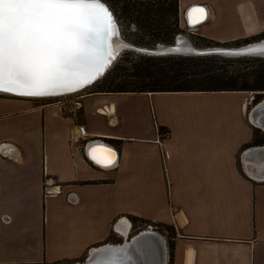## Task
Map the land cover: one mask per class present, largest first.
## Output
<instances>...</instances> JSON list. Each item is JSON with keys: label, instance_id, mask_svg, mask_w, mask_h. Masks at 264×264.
Returning a JSON list of instances; mask_svg holds the SVG:
<instances>
[{"label": "crops", "instance_id": "obj_1", "mask_svg": "<svg viewBox=\"0 0 264 264\" xmlns=\"http://www.w3.org/2000/svg\"><path fill=\"white\" fill-rule=\"evenodd\" d=\"M215 1L201 35L246 38L249 17L264 30V0ZM252 98L93 90L71 117L0 95V264L78 263L125 218L171 227V264H264V144L251 150ZM74 124L88 133L83 150L69 143ZM105 150L115 153L108 166L92 159L106 163Z\"/></svg>", "mask_w": 264, "mask_h": 264}, {"label": "snow or ice", "instance_id": "obj_2", "mask_svg": "<svg viewBox=\"0 0 264 264\" xmlns=\"http://www.w3.org/2000/svg\"><path fill=\"white\" fill-rule=\"evenodd\" d=\"M106 32L116 24L103 0H0V93L39 97L92 82L107 66L99 51ZM114 156L92 159L108 166Z\"/></svg>", "mask_w": 264, "mask_h": 264}, {"label": "trees", "instance_id": "obj_3", "mask_svg": "<svg viewBox=\"0 0 264 264\" xmlns=\"http://www.w3.org/2000/svg\"><path fill=\"white\" fill-rule=\"evenodd\" d=\"M106 1V0H103ZM112 1L122 14L151 36L152 41L146 46L152 47L157 43L171 44L179 34L178 23V0H109ZM263 33L261 38H263ZM260 35L256 36L259 37ZM241 39L245 43L249 39ZM259 38V39H261ZM257 39V38H256ZM258 40V39H257ZM237 41H234L238 46ZM254 41V40H253ZM250 42V41H249ZM148 60L156 63H165L169 66L161 68H135L133 71L108 78L104 86L97 89L104 93H181V92H253V103H257L264 96V58L243 57L226 58L218 55L210 56H148ZM241 61L250 63V60L258 61L259 66L238 70H227L225 68L192 69L189 67L194 62L203 61ZM181 63H184L182 65ZM108 73V72H107ZM107 73L105 77H108ZM107 75V76H106ZM107 79V78H106ZM105 80V79H104ZM94 84V83H93ZM92 84V85H93ZM262 92V93H256ZM165 129L160 127L158 132L163 133ZM166 131V130H165ZM254 128L252 145L264 144V133ZM134 223L149 221L133 218ZM160 226V225H159ZM139 227V226H137ZM163 227H168L163 225ZM174 235V232H173ZM172 248V246H171ZM172 256V255H171ZM46 264V263H29ZM58 264V263H57Z\"/></svg>", "mask_w": 264, "mask_h": 264}, {"label": "rangeland", "instance_id": "obj_4", "mask_svg": "<svg viewBox=\"0 0 264 264\" xmlns=\"http://www.w3.org/2000/svg\"><path fill=\"white\" fill-rule=\"evenodd\" d=\"M192 1L193 0H184V3L180 4V2L178 0V14H177L178 15V23H179L180 19L182 22L181 25L179 23V27H180L179 28V34L186 37L194 46H196L198 48L219 47V46H226V47L227 46L228 47L236 46L235 43H233L234 41H232V42L231 41L230 42L229 41L228 42H219L217 40V38L207 37V36L201 35V31H198V28H201V27L189 28L186 25L184 26L183 21H182V19H183L185 22L184 11H185V8H187V6L190 3H194ZM195 1H196L195 3H200V4L206 5L211 10V15L213 14V9H215V5L218 4V1H215V0H207V1L195 0ZM104 2L107 3V5L111 8V10L114 13V16H115V19H116V22H117V25L119 28L120 37L123 38L127 42L133 43L134 45L142 46V47H148L146 45H147V43L152 41L151 36L148 35L147 33H145L144 30L140 29L134 21H131L128 18H126L122 14V12L119 10V8L112 1L106 0ZM203 2H206V3H203ZM223 2H226V0H223ZM258 7L261 8V5L258 4ZM248 24H249L248 32L250 34H248V36L246 38H250V37H255V38L253 39L254 41L249 39L250 42L247 41V43H251V42H255V41L260 40L259 38H261L262 33H263L262 36L264 38V30H261L260 33L257 35H252L249 30L253 26L251 25V23H248ZM239 29H240L239 27L238 28L232 27V28L223 29L222 31L226 35H234L235 33H237V31ZM220 30L215 29L212 31V34L217 35L216 37H219L221 35V33H219ZM258 35H260V36L256 37ZM242 39H244V38H242ZM247 43L242 41L241 38L238 39V41H237L238 46H242V45H245ZM157 44H161V43H157ZM165 45H167V44H165ZM147 57H148L147 55L139 54V53H136L134 51H128V50L124 51L123 53H121L116 58L113 65L109 68L108 73H107L108 77L103 78L105 76L104 75L102 78L97 80L93 85L84 89L82 92L87 93L89 91L100 89L102 86H104V82L106 80H108V78H112V77H115L116 75L127 73L129 71L131 72L135 68L139 69V68H146V67H151V68L156 67V68L166 69L169 66L168 64H165V63H161V62L156 63L155 61L148 60ZM163 57H168V56H163ZM179 57H184V56H179ZM181 64L184 65V63H181ZM259 64L260 63H258V61H254V60L253 61L250 60V63H245V62H241L238 60L237 61H227V62L215 60V61H209V62L208 61L194 62L191 65H189V67L192 69H199V70L200 69H209V68H219V67L225 68L227 70H238L241 68L244 69V67L251 68V67H254V65L259 66ZM256 93H262V92H256ZM71 94H73V93H71ZM65 95H68V94H65ZM61 96H63V95H61ZM251 96L254 97L256 95H255V93L251 92ZM7 98H11V97H7ZM22 99H24V98H22ZM262 99H264V96L260 100H262ZM33 102H35V101H33ZM260 131H261V132H259L260 134L264 133V131H262V130H260ZM239 155L242 156L241 153ZM238 158H240V157H238ZM121 220H123V219H121ZM125 220L129 221L132 225L131 228L129 227V231L131 232V233H128L129 236L127 235L128 237L125 238L124 235H122L121 233H120V236H118L117 234L114 233V229H115L114 225L116 226V224L120 220L115 221V223L113 224V230H112L110 238H109V243L115 241L114 244H117V243L123 244L125 242H128L130 240L129 238L136 236L141 231H144L146 229L148 230V227L152 226L151 229H153V231L157 232L165 240L166 248H167L166 249V255H167L166 264L172 263V256L171 255H172V249H173V230L171 227H163V226H159V225L156 226L155 224H149V223H144V222H142V223L137 222L135 224L134 223L135 221H133L132 219H126L125 218ZM137 226H139L140 228L139 229L136 228ZM155 226H156V228H155ZM121 236H123V237H121ZM119 239H122V241H120ZM171 246H172V248H171ZM93 250H95V249H93ZM93 250H91V251H93Z\"/></svg>", "mask_w": 264, "mask_h": 264}, {"label": "water", "instance_id": "obj_5", "mask_svg": "<svg viewBox=\"0 0 264 264\" xmlns=\"http://www.w3.org/2000/svg\"><path fill=\"white\" fill-rule=\"evenodd\" d=\"M104 2V1H103ZM105 3V2H104ZM107 5V3H105ZM108 6V5H107ZM202 7V6H198ZM108 8L111 10V8L108 6ZM113 13V11L111 10ZM113 17L116 24V33L114 35H109V33H105L102 42L105 48L109 46H113L112 49H116L117 47L120 48L117 52H115L114 59L112 56H109L111 59V62L107 63L106 68L103 70L100 76L104 75L106 71L109 70V68L113 65L116 58L123 53L124 51H134L139 54L147 55V56H153V57H163V56H210V55H218L226 58H241V57H258V58H264V54H260L259 52H249L245 54H236L240 50H243L247 48L248 46H245L243 48L239 49H228V48H206L202 50L194 49L190 41L181 34H178L173 43L171 44H156L152 47H144L139 48L134 44H128V43H118L119 41H122L119 35L118 25L113 13ZM186 25L190 26L188 23ZM191 27V26H190ZM119 38V39H118ZM117 40V43H112L110 40ZM123 42V41H122ZM187 45L186 51L183 53L176 52L177 48H182L183 45ZM247 43L246 45H248ZM251 46H261L260 49H264V38L260 39V42H257L256 44H253ZM142 47V46H141ZM228 47V46H227ZM230 47H239V46H230ZM190 50V51H188ZM179 53V54H178ZM98 77V76H97ZM97 77L91 82L93 83L95 80H97ZM90 83V84H91ZM84 88V87H83ZM254 97L252 98L253 102ZM264 99L260 100L257 103H254L252 106V109L249 113V118L251 123L255 126V128L260 129L263 131L264 126ZM251 150L257 151L259 150V146L252 147ZM90 154V151H87V155ZM150 230V229H148ZM142 234V235H141ZM158 233L153 231L148 232L147 234L144 232H140L134 238H130L128 243H123L121 245L114 246H108L107 244L102 245L100 250L96 251H90L88 253V258L84 263L80 264H154L152 262L153 258L156 257V264H164L162 263L165 260V249L160 241ZM132 239V240H131ZM138 245V247H136ZM167 249V248H166ZM152 251L150 254H147V251ZM154 255L152 259H150V255Z\"/></svg>", "mask_w": 264, "mask_h": 264}, {"label": "bare ground", "instance_id": "obj_6", "mask_svg": "<svg viewBox=\"0 0 264 264\" xmlns=\"http://www.w3.org/2000/svg\"><path fill=\"white\" fill-rule=\"evenodd\" d=\"M179 1H181V0H179ZM190 6V5H189ZM187 7L186 9H185V11H184V18H185V25H186V23H188L190 26H188V25H186L187 27H189V28H198V27H200V26H202V25H205L208 21H209V19L210 18H208V17H210L211 16V12H210V16H208V12H207V8H206V6L205 5H203V4H200V5H192V6H190V7ZM198 6H202V7H198ZM198 8H203V9H205V11H206V13H207V16L206 17H199L198 19H196L195 17H194V14H195V9H198ZM191 11V23L189 22V20H190V17H189V12ZM249 20H248V22H253V20H252V18H248ZM204 22V23H203ZM201 23H203V24H201ZM118 30H119V28H118ZM251 33H252V35H257V34H259V29H257L255 26H253L250 30H249ZM119 38H121V37H119ZM118 38V39H119ZM183 38H185V37H183ZM263 39V38H262ZM121 40L123 41H119L118 43H128V44H130V42H127V41H125L123 38H121ZM112 43L114 42V43H117V40L116 39H114V40H110ZM257 42H260V40H258V41H255V42H251V43H249L248 45H242V46H239V47H226V46H219V47H207V48H228V49H239V48H243V47H245V46H248L247 48H245V49H243V50H240L239 52H237L236 54H245V53H249V52H255L254 50H259L260 49V47L261 46H251V45H253V44H256ZM131 44H133V43H131ZM190 44H191V46L194 48V49H197V50H202V49H206V48H198V47H196V46H194L191 42H190ZM137 46V45H136ZM112 47L113 46H107L106 48H105V46L103 45V42H102V40H101V42H100V46H99V51L101 52V54L104 56V58L107 60V63H109V62H111V59L109 58V56H114L113 54L115 53V52H117L118 50H120V48H116V49H112ZM137 47H139V46H137ZM139 48H144V47H139ZM185 48H187V45L185 44V45H183V47L181 48H177L176 49V52H179V53H183L184 51H186V49ZM188 51H190V50H188ZM178 53V54H179ZM241 58H243V57H241ZM108 71H106V73H107ZM106 73H104V75L106 74ZM104 75H102V76H100V75H98V77H97V80H99L100 78H102ZM97 80H95L93 83H95ZM91 83V82H90ZM87 83V84H84L83 86H81V87H79V88H75L74 90H69V91H64V90H60V91H58V92H56V93H54V94H52V95H47V96H39V97H37V96H21V95H16V94H13V93H0V95H4V96H9V97H13V98H24V99H42V98H53V97H59V96H61V95H65V94H71V93H75V92H79V91H82V90H84V89H86L87 87H89V86H91L93 83ZM84 87V88H83ZM263 103H264V101H263ZM263 131H264V126H263ZM263 150V149H262ZM120 220V221H119ZM119 220H117V221H119L117 224H116V226L114 225V227H115V229H116V231L118 232V233H121L122 235H124V237L126 238L127 237V235H128V233H129V222L127 221V220H125V219H123V220H121V219H119ZM141 232H144V233H148V232H152V230H144V231H141ZM142 235V234H141ZM158 236H159V238H160V241H161V243H162V245H163V247H164V249H165V260H164V262H163V259H162V263H164V264H166V257H167V255H166V243H165V240L159 235V234H157ZM134 238V237H133ZM132 238V239H133ZM131 239V240H132ZM129 242V241H128ZM128 242H125V244L126 243H128ZM108 246H114V247H116L117 245H109L108 244ZM136 247H138V245H136ZM98 250H100L101 249V247H99V248H97ZM97 249H95L94 251H96ZM152 251H147L146 253L147 254H150ZM153 256L154 255H150L149 257H150V259H152L153 258ZM152 262L154 263V264H156L157 262H156V257H154L153 258V260H152Z\"/></svg>", "mask_w": 264, "mask_h": 264}, {"label": "built area", "instance_id": "obj_7", "mask_svg": "<svg viewBox=\"0 0 264 264\" xmlns=\"http://www.w3.org/2000/svg\"><path fill=\"white\" fill-rule=\"evenodd\" d=\"M182 21L185 26V22L183 19ZM179 23L180 25L182 24L181 19ZM82 91L73 94L59 96V97L35 99L32 101L37 102L39 105L55 104L60 108L63 114L71 117H78V114L82 111V97L85 96V93ZM87 137H88V133L84 125L74 124L68 130V140L70 145L80 150L84 149L87 143ZM52 185H53L52 180L45 175L43 180V190L45 192V195H49L48 189ZM131 227L132 225L130 223V228ZM136 228L139 229L140 227H136ZM151 228L152 226L148 227V229L153 230ZM114 233L120 236V233H118L115 229H114Z\"/></svg>", "mask_w": 264, "mask_h": 264}, {"label": "flooded vegetation", "instance_id": "obj_8", "mask_svg": "<svg viewBox=\"0 0 264 264\" xmlns=\"http://www.w3.org/2000/svg\"><path fill=\"white\" fill-rule=\"evenodd\" d=\"M129 233H131V232L129 231ZM128 236H129V235H128ZM128 236H127V237H128ZM121 237H123V236H121ZM127 237H126V238H127ZM129 239H130V238H129ZM119 240L122 241V239H119ZM114 242H115V241H114ZM114 242H110V243H109V241H108L106 244H107V245H108V244H109V245H121V244H122V243H121V244H120V243L114 244ZM97 248H98V247H97ZM97 248H96V249H97ZM87 258H88V254H87L83 259H81L78 263H74V264L84 263V262L86 261ZM82 261H83V262H82Z\"/></svg>", "mask_w": 264, "mask_h": 264}]
</instances>
